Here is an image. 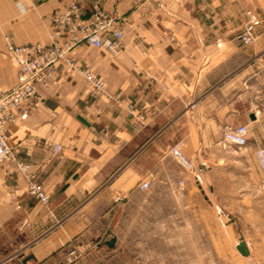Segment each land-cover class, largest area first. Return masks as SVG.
Masks as SVG:
<instances>
[{
	"label": "crops",
	"instance_id": "1",
	"mask_svg": "<svg viewBox=\"0 0 264 264\" xmlns=\"http://www.w3.org/2000/svg\"><path fill=\"white\" fill-rule=\"evenodd\" d=\"M72 1L0 0V90L18 79L8 42L49 43L53 15ZM77 1L84 17L99 6L117 18L121 47L78 45L71 52L76 68L60 63L17 110L28 116L7 127L10 146L50 202L28 193L13 164L0 163V264H60L62 251L106 244L140 198L153 202L162 188L179 189L182 230L191 203L207 232H219L216 209L227 218L226 231L240 236L226 264L244 257L241 239L264 264V179L254 158L264 146V100L249 94L253 76L264 72L257 65L264 59V0ZM250 13L262 24L245 45L237 36ZM77 67H91L104 91H93ZM240 124L250 129L246 160H221L218 141ZM175 145L194 172L171 153ZM144 181L149 189L139 188ZM13 251L22 254L19 263L10 261Z\"/></svg>",
	"mask_w": 264,
	"mask_h": 264
},
{
	"label": "rangeland",
	"instance_id": "2",
	"mask_svg": "<svg viewBox=\"0 0 264 264\" xmlns=\"http://www.w3.org/2000/svg\"><path fill=\"white\" fill-rule=\"evenodd\" d=\"M251 14L241 32L247 26ZM253 15H256L260 19L257 14ZM260 21V25L252 33L253 40L251 42L245 43L239 37L241 32L238 34L237 38L241 43L251 45L255 42L256 31L262 24L261 19ZM257 65L264 67V59ZM252 84L253 89L249 91V94L256 99L264 100V72L254 75ZM237 126L224 131L223 136L218 141L219 149L224 152L223 155H220L221 160H225L224 157L229 154L236 156V160L238 161L246 160L245 147L248 144L250 133L248 125H246L248 134L245 146L239 147L235 144L224 142V135ZM175 149H178L182 153L180 147L177 145L172 147L171 153L180 161L181 165L194 172L192 159L187 158L182 153L190 163L186 165L175 153ZM261 149L264 150V146L259 145L256 147L254 158L260 167L264 179V170L259 161V151ZM147 182H149V187L142 188V183L139 188L142 190L149 189L151 183L150 181ZM182 182L183 180H179L180 185ZM178 190V188L174 190L162 188L157 193L156 200L153 202L152 196L149 197V195L140 198V208L137 209L135 207L129 210L120 223L113 229L112 233L109 234L110 238L108 240L113 237L116 238L113 247L108 246L107 243L99 242L98 244L92 243L90 247L86 245L85 248L76 251H62L58 257L60 258V264H226V255L230 252L234 253L235 243L240 235L235 231H226L225 223L227 218L223 217V215L220 216V211L217 209L213 214L214 216L216 215L215 217L219 216V219H217L220 222L219 232L215 234L212 233V230L207 232L205 226L198 225V218L196 216L198 210L195 208L197 203H191L188 212L185 213L188 226L182 230L181 202L180 197L176 196L179 195ZM123 199L124 197L118 195L115 201L122 202ZM49 202L50 199L47 203H41L48 204ZM213 214H209L210 217H213ZM21 259L22 254L19 252L14 253L13 251V254L10 255V261L12 262L19 263ZM229 264L257 263L249 256H239L237 259L231 260Z\"/></svg>",
	"mask_w": 264,
	"mask_h": 264
},
{
	"label": "built area",
	"instance_id": "3",
	"mask_svg": "<svg viewBox=\"0 0 264 264\" xmlns=\"http://www.w3.org/2000/svg\"><path fill=\"white\" fill-rule=\"evenodd\" d=\"M52 22L54 28L50 33L49 43L16 45L11 41L8 42L7 49L18 65V79L11 89L0 90V163L13 164L15 170L25 180L28 193L43 203L49 201V195L38 181L36 174L30 172L28 165L17 156L14 148L8 143L7 127L15 123L18 117L25 119L28 116L26 109L19 114L17 110L34 98L37 86L45 85L52 79L60 63L66 62L75 67L71 52L78 45L85 43L115 51L121 47L123 35L114 15L96 6L90 16L84 17L77 0L72 1L66 10L56 12ZM260 22L256 15L251 14L247 26L239 36L242 41L249 43L253 40L252 33ZM77 68L93 91H104V80L96 75L91 67ZM247 134V126L239 125L224 135V142L243 147L247 143ZM175 150L181 161L189 165L188 159L178 149ZM60 151L61 145L55 144L54 152ZM259 159L264 170L263 149L259 151ZM141 187H149V182H144Z\"/></svg>",
	"mask_w": 264,
	"mask_h": 264
},
{
	"label": "water",
	"instance_id": "4",
	"mask_svg": "<svg viewBox=\"0 0 264 264\" xmlns=\"http://www.w3.org/2000/svg\"><path fill=\"white\" fill-rule=\"evenodd\" d=\"M116 241V238H111L110 240H108L106 243L108 246L113 247L114 243ZM237 250L243 255V256H249L250 252L247 246L246 241H244V239H241L237 245ZM30 257H28L27 259H29Z\"/></svg>",
	"mask_w": 264,
	"mask_h": 264
},
{
	"label": "bare ground",
	"instance_id": "5",
	"mask_svg": "<svg viewBox=\"0 0 264 264\" xmlns=\"http://www.w3.org/2000/svg\"><path fill=\"white\" fill-rule=\"evenodd\" d=\"M9 143V142H8ZM247 144V143H246ZM248 246V245H247ZM248 249H249V247H248ZM249 252H250V250H249ZM242 255V254H241ZM250 255V254H249ZM243 256V255H242ZM244 257H248V256H244Z\"/></svg>",
	"mask_w": 264,
	"mask_h": 264
}]
</instances>
